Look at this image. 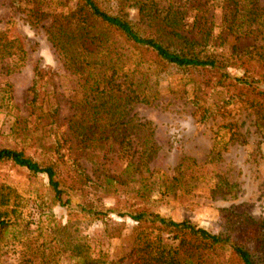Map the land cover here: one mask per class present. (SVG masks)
Wrapping results in <instances>:
<instances>
[{
	"label": "rangeland",
	"instance_id": "1",
	"mask_svg": "<svg viewBox=\"0 0 264 264\" xmlns=\"http://www.w3.org/2000/svg\"><path fill=\"white\" fill-rule=\"evenodd\" d=\"M96 1L107 13L141 27L136 3L144 0ZM76 2L0 0V32L19 38L27 53L23 67L0 79L1 85H9L11 96L9 108L0 109V148L23 151L46 164L52 157L51 142L58 138L63 146L60 152L77 158L95 185L76 186L70 192L75 211L69 216L65 207L52 201L45 175L33 176L10 162H0V194L7 200L6 219L11 222L0 234V264H19L28 242H49L50 235L64 227H68V247L82 242L89 257L117 261L129 255L137 228V223L118 213L136 210L187 220L211 233L229 229L228 222L234 228L237 224L231 218L264 221V100L256 98L251 108L255 97L239 94L233 87L213 88V74L166 67L152 77L151 104L131 105L125 119L130 122L107 131L99 148L76 149L68 126L74 114L72 103L81 101L82 80L65 70L46 33L54 19L67 11L66 6L74 7ZM256 5L254 11L241 3L208 0L206 15H213V33L226 37L224 42L212 43L211 53L228 57L233 46L255 47L264 56V0H257ZM35 6L43 20L32 26L27 16ZM233 17L257 20L252 26L243 22L228 34L222 21ZM117 48L127 55L121 44ZM132 58H139L136 52ZM132 58L125 71L132 67ZM255 58L229 71L262 80L264 65ZM145 59L152 57L145 54ZM36 66L47 74L45 104L58 108L50 130L27 117L25 104ZM204 79H211L206 88ZM202 116L207 118L202 120ZM22 119L26 120L25 134L16 130ZM215 148L217 155L213 154ZM121 149L126 154H119ZM79 205H90L105 216L98 220L80 214ZM116 228L119 236L110 238L107 229ZM57 242L61 244L56 239L51 245ZM72 248H58L54 253L57 264L77 263ZM121 264H132L131 259Z\"/></svg>",
	"mask_w": 264,
	"mask_h": 264
},
{
	"label": "trees",
	"instance_id": "2",
	"mask_svg": "<svg viewBox=\"0 0 264 264\" xmlns=\"http://www.w3.org/2000/svg\"><path fill=\"white\" fill-rule=\"evenodd\" d=\"M225 1L227 5L241 3L257 11V0ZM207 2L138 1L136 7L140 28L119 15L107 13L96 0H77L74 7L66 6L67 11L54 19L46 32L48 40L65 70L82 80L81 101L72 103L74 114L68 126L69 138L77 150L99 148L107 131L130 122V119L125 122V119L131 105L151 104V90L154 87L150 85L152 77L166 67L184 73L196 71L199 74H213L216 78L213 88L233 87L239 94L255 97L250 103L251 108L256 98L264 100V79H249L233 73L255 57L264 65L263 53L255 47L236 46L231 48L228 57L211 53L210 49L215 48L212 43L219 39L224 42L226 37L223 38L220 33L214 35L213 15H206ZM42 20L43 16L35 6L27 16V22L34 26ZM255 20V17L246 20L233 17L224 19L222 27L232 34L235 26L238 28L243 22L252 26ZM222 42L219 45H223ZM118 44H121L127 55L119 53ZM132 52H136L139 58L133 59ZM145 54H149L152 60H146ZM26 57L27 53L19 38H10L5 31H1L0 79L23 67ZM131 58L133 65L125 71ZM229 69L233 70L232 73ZM46 75L37 66L34 68L33 80L28 89L30 97L25 107L28 118H35L37 126H47L50 130L58 117V108L45 104ZM204 80L206 88L211 79ZM9 90L8 84H0V109L9 108ZM204 112L206 114L209 111ZM206 116L201 119L205 120ZM22 126L24 129H21ZM16 130L25 134L26 120L18 121ZM60 141L55 138L51 142L52 157L46 164L34 161L23 151L8 148H0V162H10L33 176L45 175L52 201L65 207L69 216H72L75 209L71 205L70 192H74L76 186L95 185L77 158L60 152L63 148ZM119 154L124 155L126 152L121 149ZM213 154H218L216 148ZM212 157L214 159V155ZM6 205L5 196L0 194V234L11 223L6 219ZM78 207L80 214L96 216L98 220H101L100 215L105 216L90 205ZM118 214L137 223L134 245L128 256L117 261L91 258L86 254L88 247L85 243L79 242L73 248L67 246L69 240L65 234L68 227H64L50 235L49 242L44 239L28 242L19 264H51L53 261L57 264L54 253L59 251V247L72 248L73 256L78 259L75 264H121L126 259H131L132 264H264V221L240 216L233 219L229 216L237 224L234 228L232 222H228L229 229L211 233L187 220L174 221L143 210ZM107 232L110 238L120 234L118 228L112 231L107 229ZM56 239L61 240V244L57 242L51 245Z\"/></svg>",
	"mask_w": 264,
	"mask_h": 264
}]
</instances>
